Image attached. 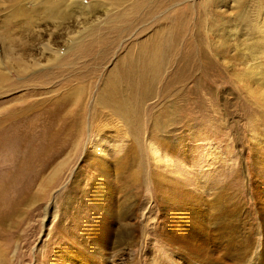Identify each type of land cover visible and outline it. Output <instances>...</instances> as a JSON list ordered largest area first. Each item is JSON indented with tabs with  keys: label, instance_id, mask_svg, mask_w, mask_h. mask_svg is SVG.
Segmentation results:
<instances>
[{
	"label": "rangeland",
	"instance_id": "1",
	"mask_svg": "<svg viewBox=\"0 0 264 264\" xmlns=\"http://www.w3.org/2000/svg\"><path fill=\"white\" fill-rule=\"evenodd\" d=\"M19 1L27 19L3 22ZM152 1L83 0L95 10L76 20L66 14L57 24L32 16V1L0 0V38L7 41L0 42V63L10 45L22 54L17 65L31 58L39 65L0 68L7 74L0 81V264H82L79 255L99 250L96 235L101 239L107 225V215L99 223L100 208L115 221L130 201L133 234L97 251L102 264H175L172 253L191 244L167 241L179 223L172 219L214 213L209 204L227 216L238 211L254 246L262 242L256 231L264 215V109L248 92L264 91V0ZM178 14L188 23L184 41L193 35L208 50L197 70L190 46L181 43ZM202 19L199 29L195 20ZM79 35V45L62 54ZM158 40L167 44L160 59L169 65L156 88L142 94L138 108L131 95L113 98L116 68L129 67L142 44ZM43 43L63 59L50 58ZM75 98L79 132L64 126ZM114 103L131 109L127 120L110 109Z\"/></svg>",
	"mask_w": 264,
	"mask_h": 264
},
{
	"label": "bare ground",
	"instance_id": "2",
	"mask_svg": "<svg viewBox=\"0 0 264 264\" xmlns=\"http://www.w3.org/2000/svg\"><path fill=\"white\" fill-rule=\"evenodd\" d=\"M29 1H32V2H30V3H32V10L30 11V14L32 16H40L43 20H49L50 19V20H52V23L56 22L57 24L62 22L61 19H63V16L66 14H71V15L75 14L74 19L76 20L77 17L80 16L79 14L81 12H82L81 15L84 17L86 10L88 11V9L91 8L90 6H86L84 4L83 0H64L66 5L65 4H58L57 3L58 0H44V1L43 0H29ZM119 1L123 2V0H118V3H119ZM124 1L128 2V0H124ZM213 2L216 3L218 1H213ZM162 4H163V2H162ZM153 7H154V4H153ZM91 9H90V11L95 10V9L94 10L93 9L91 10ZM59 12H62L61 16L59 15ZM180 12L181 11H179L178 13L180 14ZM4 14H5V12H4ZM4 14L2 15V16H4L2 19L3 22L8 21V20L10 21V20H18V19H24V20L27 19V9L23 6V4L20 1L18 4H16V6H13L12 8L10 7V12H7L5 15ZM179 14L177 16V20H180V19L181 20L177 22V26H178L177 29L179 32L181 43L183 44V42H185L186 45L190 46L189 50L192 51V54H193L192 60L194 61L193 69L197 70L200 68L202 57L205 56L207 59V56H206L207 52L206 51H208V50H205L206 47L204 49H200L196 44H194L193 35L190 36L189 39H185V41H184V31L186 32V30L188 29V25H187L188 23H186L185 18H183V16H179ZM212 14L216 15L218 13H216V10H213L211 15ZM99 18H100V16H99ZM195 21L197 22V24H198L197 26L199 29L201 28L202 25L205 24L204 19H202L200 21L199 20H195ZM76 22L77 21L73 20V24H75ZM0 26L2 27V25H0ZM6 26H7V24H6ZM4 27H5V25H4ZM258 28H260V27L258 26ZM73 30L75 31V29H73ZM73 30H70L69 32H72ZM80 36L81 35H79L78 37L76 36V39L71 38L70 39L71 42L69 44H66V47H65L62 54H65V52L68 49L71 50L73 47L79 45V43L81 42V41H79V40H81ZM0 37H1V35H0ZM35 40H37V37L35 38ZM67 40H68V38H67ZM154 40H155V38H154ZM0 42L2 44L7 42L6 38H0ZM164 42L165 41L159 42V40H158L157 42L153 41V44L150 43L151 45H146V44L143 45L142 44V46L141 47L139 46L140 48L137 49V52H136L137 55L135 57H132V58L130 57L132 59V62H131L129 67L128 66L127 67L122 66L120 68H116V69H119L118 71L121 70V73H117L120 78L122 76L121 74L124 73V75H126V77L129 80L122 81L119 77H116L115 80H113L112 82H109V85H110L109 91L111 93L110 95L113 96V98H114V96L116 98H117V96H121L120 102H122L123 97H125L126 95L127 96L131 95V98H133L132 102H131V105L133 108L134 107L138 108L141 104H143L142 103L143 102L142 101V94H145V92L146 93L151 92V91H153L154 88H156L155 84H157L156 82L158 81V78L161 77L160 76L161 71H164V69H165L164 67L166 64L169 65V61L168 62L165 61L164 58L160 59L161 56L163 55V53H161V52L164 51V49L166 48L164 45H167ZM185 43H184V45H185ZM178 44H180V42ZM204 45H206V43ZM212 46L215 47L210 41L207 42V47H208L209 51H210V48H212ZM179 48H180V46H179ZM43 49H44V51L47 50L49 52L48 54H49L50 58H52L53 60H60V59L62 60L63 59V56L60 55L59 49H58V53H59L58 54V53H56L55 49H52V47H50L49 45H46L44 43H43ZM221 52H222V50H221ZM16 53H17V51H16ZM1 56L4 58L5 61L0 63V64H2V65H0V68H1V66L3 68L4 67L8 68L9 66H12V64H16L18 62L22 63V61H23L22 60V54L16 55L11 50L10 45H7L4 48H2ZM17 66L20 67L21 70L23 68H25V70H26V68H28L30 66L34 67V66H39V65L37 63V60H35L34 58H31L29 61H25L24 65L18 64ZM256 71L257 70L254 69V66H252V67L248 68L247 73H248V75L253 76L256 73ZM5 75H7V74L6 73L0 74V81L6 80ZM253 79H256V78H253ZM244 88H246V87H244ZM252 90H254V89H252ZM248 93H249V96L252 95L255 98V99L252 98V99H254V103L256 105L259 104L258 106H260V108L264 109V91L257 90V91H249ZM255 93H258V94H255ZM75 94H78V92L77 93L75 92ZM77 98H75V101H73L72 103H69V105H68V107H70V109L67 112H65V115H64L65 124H64V126H65V129L67 128L69 131H73L74 129L77 128V132H79L80 128H78L77 125L83 124V123H81L83 115L78 110V108H80L79 107L80 103L77 102L78 101ZM244 98L247 100L246 97H244ZM109 99H111V97H109ZM101 103H103V102L101 101ZM54 104H55V102H54ZM249 107H254V106H249ZM53 108L55 109V106H53ZM110 109L114 113L121 115V117H123L126 120L128 119V117H125V113L127 110H129V111L131 110V109H127L126 105L123 103H117V104L114 103L113 105H110ZM47 111H48V109H47ZM262 125L264 126L263 121H262ZM262 160L264 162V157ZM98 162H99V163H97V164H99V170L98 171L102 172L103 176L106 177L107 173L109 172L108 169L103 167V165L100 163V161H98ZM108 175H109V173H108ZM127 190L128 189H123V192H124L125 196L130 198L129 193H127L128 192ZM102 204H104V202H102ZM126 205L128 207L127 206H125V207L129 208L128 211L120 210L118 215H116L117 218L113 216L115 218V221L113 220V218L110 214L111 212L109 211L108 208H100L101 212L103 210V212H102L103 216L100 218L99 223H104L106 221L105 216L107 215V221H106L107 225L103 226V234L101 236V239H98L99 234L96 235L97 240H96L95 246L96 247L98 246L99 250H101V249L105 250L107 248H110V249L115 248V246H119L120 244L124 243L127 238H129L130 233H132L131 231H132V225H133V222L131 220L134 221V218L136 216H135V212L133 211V207H134L133 202L130 201ZM211 205L217 207V209H216V207H213V208H215L214 213H210V214L206 213L207 215L206 214L204 215L202 213L203 215H201V214H199V212H200L199 211L198 213L195 212L194 216L192 214H189V213L187 215L180 213L181 218L172 219L173 221H175L174 223H176V220H178L179 223L176 224L174 229H171L172 230L171 233L168 234V236L166 237L167 241H170L173 244L177 245V243L181 244V240H183L184 238H188L189 242H190L189 244H191V247L180 248L177 250V252H173V253H176V255H174L172 253V256H173L172 260H174V263L175 264H264V215H263L262 221L259 225L260 227H258L257 231H256L257 234L260 237H262V242L260 240V242L257 244V246H254V243L251 241V239L253 237H251V235L246 231V229H245L246 226H244L243 223L239 221V212L238 211H237V215H236V210L232 211V209H231L229 211L230 216L229 215L227 216L225 211H223V207L220 204H217V205L209 204V206H211ZM262 208L264 209V206ZM224 209H226V208H224ZM257 226H258V224H257ZM197 234H198V236H197ZM196 237H198L200 242L197 241L198 239H196ZM202 240L204 242H202ZM193 241H195V242H193ZM211 241H214L215 243L211 244ZM186 243H187V241H186ZM260 246L262 248L258 249V247H260ZM99 250L97 248L91 250L90 252L93 253V256H88V258H84L82 255H79V257L81 258L80 259L81 263L82 264H102V263H104L102 261V259L100 261L99 255L95 254ZM101 255H102V253H101Z\"/></svg>",
	"mask_w": 264,
	"mask_h": 264
}]
</instances>
